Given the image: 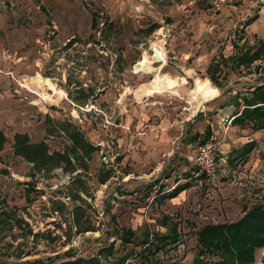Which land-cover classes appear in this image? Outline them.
<instances>
[{
    "label": "rangeland",
    "instance_id": "obj_1",
    "mask_svg": "<svg viewBox=\"0 0 264 264\" xmlns=\"http://www.w3.org/2000/svg\"><path fill=\"white\" fill-rule=\"evenodd\" d=\"M164 78L177 92L138 95ZM199 81L218 96L194 100ZM262 83L264 0H0V264L227 259L197 233L264 207V118H244L238 99ZM205 132L220 144L210 178L191 160ZM15 134L69 164L35 169ZM172 231L141 257V238Z\"/></svg>",
    "mask_w": 264,
    "mask_h": 264
},
{
    "label": "trees",
    "instance_id": "obj_2",
    "mask_svg": "<svg viewBox=\"0 0 264 264\" xmlns=\"http://www.w3.org/2000/svg\"><path fill=\"white\" fill-rule=\"evenodd\" d=\"M152 30V29H151ZM255 59L258 58L260 53V47L256 50ZM242 58V57H241ZM248 94H239L238 99L242 101L244 107L243 115L246 119H251L254 116L264 118V83L255 86L250 89ZM209 132H205L204 136L197 140L198 137H193V142L197 145H201L208 137ZM77 135H73V141L76 146L79 145ZM5 137L0 130V151L3 149ZM251 144V143H250ZM248 144V145H250ZM13 153L16 156L21 157L25 161L34 165L35 169H46L50 167V164L55 161L57 163L65 162L66 165L69 161L61 156H50L47 145L43 142L31 143L28 136L25 134H15L13 138ZM248 149V147L245 145ZM249 151V149H248ZM246 149L241 154H246ZM192 173L187 174L188 178H191ZM184 190V187L177 185L172 191L164 193L161 191L160 196L162 200L173 198ZM165 195V196H163ZM123 232V233H122ZM173 232V231H172ZM176 232L165 234H151L144 238H141L138 246H140V255L143 259H146L147 255L156 254L163 250L166 240H177ZM134 233L126 230L121 231L119 238L121 242L126 245L132 243ZM197 243L202 247H212L226 253L229 257L227 259H221L214 264H233L234 261L239 264H254L255 253L257 250L264 248V207L255 206L245 211L242 218L237 222L230 224H216L206 225L197 233ZM112 245H109L103 251L107 256H111L113 252ZM201 252V251H200ZM69 255V253H68ZM195 262H199L198 258L194 259ZM123 262V260H122ZM194 262V264H196ZM261 264H264V253L260 259ZM57 264H103L98 257L92 256L88 258L68 256L67 260L59 262ZM203 264V263H202ZM209 264V263H208ZM213 264V263H210Z\"/></svg>",
    "mask_w": 264,
    "mask_h": 264
},
{
    "label": "bare ground",
    "instance_id": "obj_3",
    "mask_svg": "<svg viewBox=\"0 0 264 264\" xmlns=\"http://www.w3.org/2000/svg\"><path fill=\"white\" fill-rule=\"evenodd\" d=\"M43 80L38 78V82ZM179 81L176 79L164 78L161 79L156 85L151 88L142 89L138 92V95L154 96L163 93L177 92L179 87ZM173 94V93H172ZM194 100L202 102H210L218 96V90L213 87L209 81H199L196 83L194 90L191 92ZM142 97V96H141Z\"/></svg>",
    "mask_w": 264,
    "mask_h": 264
},
{
    "label": "built area",
    "instance_id": "obj_4",
    "mask_svg": "<svg viewBox=\"0 0 264 264\" xmlns=\"http://www.w3.org/2000/svg\"><path fill=\"white\" fill-rule=\"evenodd\" d=\"M220 152V144L213 138L206 139L196 149L194 156L191 160L196 167V177L213 176L215 171V157Z\"/></svg>",
    "mask_w": 264,
    "mask_h": 264
},
{
    "label": "crops",
    "instance_id": "obj_5",
    "mask_svg": "<svg viewBox=\"0 0 264 264\" xmlns=\"http://www.w3.org/2000/svg\"><path fill=\"white\" fill-rule=\"evenodd\" d=\"M246 144H250L249 142L248 143H246ZM246 144H244L243 146H245ZM198 147V146H197ZM197 147H196V149H197ZM196 152V151H195Z\"/></svg>",
    "mask_w": 264,
    "mask_h": 264
}]
</instances>
